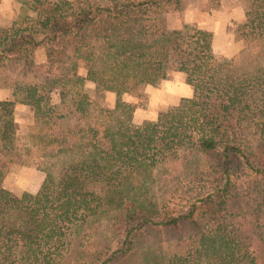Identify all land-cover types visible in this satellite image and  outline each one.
<instances>
[{
	"label": "trees",
	"instance_id": "16d2710c",
	"mask_svg": "<svg viewBox=\"0 0 264 264\" xmlns=\"http://www.w3.org/2000/svg\"><path fill=\"white\" fill-rule=\"evenodd\" d=\"M251 1L239 28L245 47L233 65H214L210 44L193 45L188 31L166 25L165 13L184 0H31L25 25L2 30L0 63L45 76L18 87L23 96L16 90L14 100L0 101V264H58L73 231L93 219L142 221L140 264H256L246 237L260 235L264 253V0ZM41 47L45 64L36 61ZM80 60L111 72L105 86L116 92L153 84L175 67L193 94L138 128L121 127L132 108L118 105L101 109L91 125L58 133V121L87 108L77 100L59 113L50 97L52 88L70 91ZM17 102L34 107L40 132L32 142L51 159L31 204L4 185V164L19 156ZM179 162L202 185L178 202L150 201L154 177ZM97 183L106 195L91 189ZM185 230L177 241L186 249L167 257L143 239ZM123 245L104 264L132 251L133 241Z\"/></svg>",
	"mask_w": 264,
	"mask_h": 264
},
{
	"label": "rangeland",
	"instance_id": "374dc122",
	"mask_svg": "<svg viewBox=\"0 0 264 264\" xmlns=\"http://www.w3.org/2000/svg\"><path fill=\"white\" fill-rule=\"evenodd\" d=\"M30 1L0 0V36L3 33L2 30L10 27L13 22H17L18 26H24L26 17L34 15L30 8ZM94 1L104 4L107 0ZM251 2V0H184L177 10H169L165 13L166 25L170 29L188 31L189 36H192L193 45H196L195 42L198 39L200 41L197 43L210 44L211 62L214 65H233L239 62L245 47V39L239 28L246 19V12L251 8ZM46 52L44 47L36 50L38 64L47 62ZM54 73H57V70H54ZM38 75L40 74L35 72H23L20 66L7 60L0 63V87H10L14 92L17 90L19 97L24 94L18 87L31 83L41 84L45 74L42 73L40 78ZM111 75V72L107 70L80 60L78 77L70 91L67 88H52L50 97L52 106L61 107L60 110L57 109L59 113H64L67 107L77 100L86 102V111L82 115L77 113L78 116L61 119L58 121L59 125L52 129L60 133L68 128L75 129L78 125H91L99 118L101 109H112L118 105L132 108L130 119L123 120L120 123L121 127L123 129L138 128L145 122L155 121L162 113L172 112L183 98L191 97L187 96L190 92L185 90L181 92L179 87L193 89V86L187 83L185 73L178 71L175 67L168 71L165 78H160L153 84H143L131 92L109 90L105 83L109 81ZM17 104L22 103L17 102ZM23 105L26 107L22 106V110L15 109L18 133L15 145L19 156L15 162L4 164L6 172L4 185L14 196L31 204L32 196L43 181L51 159L47 156V149L44 146L33 144L32 135L40 132V126L38 127L35 123L34 107ZM189 172L184 162H179L174 165L172 173H158L150 184L149 200L159 206L164 201H180V196L186 190L202 185L194 176L190 177ZM106 188L103 183L91 186V189L101 196L106 195ZM193 203H198V200ZM117 213L121 214V212ZM143 225L142 221L135 222L133 226H127L117 220L93 219L73 231L68 250L58 264H104L106 259L113 257L114 252L124 246L123 244L129 246L132 241V251L124 256H118L119 253L116 252L115 257H118H114L110 264H140L142 260L138 255V250L141 248L139 233L142 232ZM261 229L259 228L260 231ZM189 234L187 230L175 235L162 232L159 236L149 235L143 239L149 244L147 247H158L167 257L169 252L186 249L187 242L177 241V238L184 239ZM246 240L254 252L256 264H264L260 235L252 237L247 235Z\"/></svg>",
	"mask_w": 264,
	"mask_h": 264
},
{
	"label": "crops",
	"instance_id": "0c3cea01",
	"mask_svg": "<svg viewBox=\"0 0 264 264\" xmlns=\"http://www.w3.org/2000/svg\"><path fill=\"white\" fill-rule=\"evenodd\" d=\"M179 90L182 92L183 90H185V92H190V94H188L187 96H192L193 94V89L189 88V87H179ZM14 91L12 89H10V87L7 86H3L0 87V100H14ZM26 107L25 105L22 104H17L15 109L17 110H22L23 107ZM6 178V177H5ZM4 180V184H5Z\"/></svg>",
	"mask_w": 264,
	"mask_h": 264
}]
</instances>
